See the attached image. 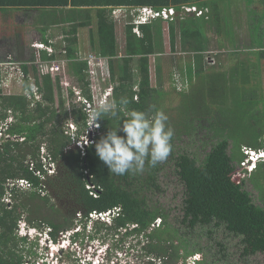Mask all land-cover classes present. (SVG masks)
<instances>
[{"label": "trees", "instance_id": "16d2710c", "mask_svg": "<svg viewBox=\"0 0 264 264\" xmlns=\"http://www.w3.org/2000/svg\"><path fill=\"white\" fill-rule=\"evenodd\" d=\"M197 2L93 0L95 7H77L71 15L60 16V23H66L60 25L61 51L46 38L41 43L52 52L40 49L26 61L8 59L18 62L22 92L3 93L0 89V264L38 263L34 249L38 244L18 233L21 223L46 234L54 243L63 232H69L72 242H77L92 223L88 238L104 235L121 242L136 238L147 264L156 260L186 264V253L174 238L166 211L151 202V196L160 191L158 174L166 160L155 167L146 163L141 173L115 175L95 154L94 142L122 124L110 115L97 121L99 127L88 123L87 113L97 106L90 88L91 66L80 53L79 32L83 28L88 31L95 57L106 59L110 100L127 98L130 109L148 114L162 110L173 130L172 147L182 136L199 140L203 130L209 138L217 139L213 142L208 138L210 146L202 158L187 152L175 155L171 147L170 156L184 190L179 223L190 229L222 226L240 238L243 257L264 255V207L253 202L244 189L241 171L234 165V161L244 162L245 151H264V89L253 69L247 72L237 65L223 71L204 69L209 42L203 31L209 22L217 33L222 28L219 17L209 11L201 17L181 15L182 5L201 7ZM111 5L154 10L172 7L176 15L167 22L157 17L133 23L129 15L114 16L116 7H107ZM118 23L124 28L120 56ZM163 23L167 24L170 51L175 52L178 39L182 51L193 53L192 60L176 63V70L167 71L171 88L180 96L178 106L168 110L158 99L164 92L151 83L149 61L151 55L163 51ZM236 41L232 39V43ZM14 46L21 48L17 41ZM247 47L249 55L254 53L253 67L259 69L264 58L263 40L249 39ZM55 61L62 67L59 72L49 69ZM241 65L245 67L244 62ZM65 66L75 78L73 85H67L66 97L62 94ZM161 67L156 66L159 84ZM76 95L91 102V109L76 101ZM118 135L124 134L118 131ZM249 173L250 180L264 189V158L258 159Z\"/></svg>", "mask_w": 264, "mask_h": 264}, {"label": "rangeland", "instance_id": "374dc122", "mask_svg": "<svg viewBox=\"0 0 264 264\" xmlns=\"http://www.w3.org/2000/svg\"><path fill=\"white\" fill-rule=\"evenodd\" d=\"M261 13L263 12H260V14L257 13L258 15L251 14L253 16L249 15L246 17L248 18V22H244L245 24H243L240 29L242 32H236V34L234 31L238 30L239 26L233 19L232 23L226 24L227 28L231 26L232 31L234 30L231 32L232 34H229V31L223 32L221 23L219 25L222 29L220 33L217 34L216 28L213 26L212 22L208 23V26L203 31L207 42H209L207 47L208 50L204 53V69L207 67V72L228 70L230 68L232 69V67L235 68V65L242 70L246 69L247 72H253L251 69L257 71L256 68L253 67L256 61L253 56L254 53L249 55L247 51V45L249 43L248 35L244 33L243 30L251 25L250 37L262 39L264 43V13ZM121 21L122 20H120V23ZM120 23H118L116 27L118 56L121 55L124 44V28L122 26L123 24L119 25ZM163 28V51L160 54L151 55L149 61L151 64V83L158 90L164 92V94L161 95L162 98L158 96V99L163 109L168 110L178 106L180 103V96L178 92L173 91L171 88L173 84L167 79V71L176 70L178 67L176 63L183 65V63H185L184 61L192 60L193 53L182 51L178 39L176 41L175 52L172 53L169 47L166 23H163ZM236 37L237 44L236 42L232 43V39ZM53 41L55 42L54 44L57 45V50H59L60 48L58 47L62 42V38L54 39ZM79 42L82 56L86 57L90 53L93 54L92 51L94 50L90 46L86 28L80 30ZM6 46H9V43H0V60H7L9 58L16 60V58H19L22 61H26L30 59V54L33 52V48L25 49L24 47L13 50L12 44H10L9 49L4 50ZM2 51L4 52L2 53ZM20 52H22V55H19ZM7 54H12L13 56H8ZM248 56L249 60L247 61ZM207 61H209L208 64L206 63ZM260 61L259 70H261V73L259 71L257 72L259 73L257 78L259 77L258 80H261V85L264 89V59H260ZM242 62L245 63L244 68L241 67ZM99 63V65L97 62L95 65H92L90 71V88L96 106L102 104L106 100L111 101L112 92V86L108 78L109 73L106 66V59L99 60ZM157 64L162 66L160 84L158 83L156 71ZM8 70L10 72L1 70V91L3 93H21V76L15 73V71L11 72V69ZM61 70L62 67L58 64L57 72ZM63 70L66 73V77L63 78L64 82L62 86L65 89L62 90V94L66 97L67 85H73L75 78L68 72V67L66 68L65 66ZM239 81L241 82L240 78ZM178 87L181 89V86ZM76 90H74L75 94L78 93ZM76 101H81V103L84 102L80 95H76ZM173 114L177 115L178 112L175 111ZM203 131L204 132H200V138L197 141H193L190 137L182 136L180 141L174 142L172 149L175 155L177 152H187L193 153L197 158H202L205 151L209 149L210 141H217L216 138H209L206 131ZM204 133L206 135H203ZM204 141H206L205 144H203ZM234 165H236L238 171H241L240 176L243 177L245 181L244 189L249 192L253 202L256 205L264 207V196H262L264 189H259V187L250 180L249 168L251 167H248L246 159L240 164L234 161ZM244 168L247 169L246 172L242 170ZM158 184L160 186V191L155 192L151 196V202L166 211V221L171 228L173 227L175 230L174 238L181 242L182 250H180L186 253V264H264V255L261 253L243 257L241 254L242 248L240 238L233 236L222 226L215 227L211 224L205 227L196 226L190 229L179 223L184 190L175 172L174 159L170 155L167 157L163 168L158 174ZM76 228L74 230H77ZM92 228V223H88L85 228V236L82 237L83 235H80L77 242H72L69 232L61 233L58 243L51 242L48 240L46 234H39L37 230L27 228L23 223L19 225L18 233L20 235H27L29 239L38 244L34 248L37 251V264H42L44 261L45 264H147L146 258L142 256L143 252L140 250V246L137 245L136 238L128 237L125 241L121 242L119 238L98 235V237L91 239L87 237V234L91 232ZM154 264L162 263L156 260Z\"/></svg>", "mask_w": 264, "mask_h": 264}, {"label": "clouds", "instance_id": "9594fccd", "mask_svg": "<svg viewBox=\"0 0 264 264\" xmlns=\"http://www.w3.org/2000/svg\"><path fill=\"white\" fill-rule=\"evenodd\" d=\"M33 44L30 49L33 48L35 51ZM128 105L129 100L124 97L120 98L119 102L115 99L106 100L87 113L88 123L95 127H99L97 123L99 119L108 115L118 118L122 124L111 128L94 142L96 156L108 171L115 175L141 173L146 163L155 167L167 159L172 147L173 130L167 125L168 117L162 110L148 114L130 109ZM121 113L122 116L119 115ZM118 131L124 135H118ZM245 153L250 170L254 168L258 159L264 158L263 150H248Z\"/></svg>", "mask_w": 264, "mask_h": 264}, {"label": "crops", "instance_id": "0c3cea01", "mask_svg": "<svg viewBox=\"0 0 264 264\" xmlns=\"http://www.w3.org/2000/svg\"><path fill=\"white\" fill-rule=\"evenodd\" d=\"M196 1L202 4L201 7L208 8L210 14L217 15L219 17L218 22L222 24L223 32L229 31V34H232L231 32L234 30L232 31L231 26L227 28L225 25L232 23V19L239 26V29L234 31L236 34V32L241 33L242 25L245 24L244 22H248L246 17L251 14L264 13L262 10L264 9V0ZM92 3L93 0H0V43H9V46H6L4 50L9 49L10 44L15 50L14 43L16 41L21 47L28 49L32 47V43H40L42 39L62 38L60 37L62 36L60 25L66 23H60V16L62 14L64 16L71 15V11L77 7H95L92 6ZM243 32L248 35V39H256L250 37L251 25L247 26ZM7 55L12 56V54Z\"/></svg>", "mask_w": 264, "mask_h": 264}, {"label": "built area", "instance_id": "2783aa9c", "mask_svg": "<svg viewBox=\"0 0 264 264\" xmlns=\"http://www.w3.org/2000/svg\"><path fill=\"white\" fill-rule=\"evenodd\" d=\"M206 12H208V8L198 7L196 5H182L181 11H180L181 15L182 14L183 15L192 14L196 17H201V16L205 15ZM113 14L116 17H118V16L125 17V16L129 15V17L132 18L133 23H141V22L147 21L148 19L157 18V17H161L162 19L165 20V22H167V21H172L176 15L175 10L172 7L162 8L161 10H154L150 7H135V8L116 7L113 10ZM33 46L36 50L46 49L49 53L53 51L50 47H47L42 43H34ZM82 59H84V60L86 59L88 61V64L92 67V65H95L96 62L99 65L100 64L99 60H102L105 58H96L94 54L90 53L86 57L83 56ZM58 64H59L58 61L51 63L49 69L57 71L58 70ZM8 69H11V72L15 71V73L22 76L18 62H16V61L11 62L8 59L7 60H0V72H1V70L5 71V72L6 71L10 72ZM0 82H1V80H0ZM83 100H84L86 108L91 109V107H92L91 102H89L88 100H85V99H83ZM103 215H105V214H103Z\"/></svg>", "mask_w": 264, "mask_h": 264}, {"label": "flooded vegetation", "instance_id": "af4514ba", "mask_svg": "<svg viewBox=\"0 0 264 264\" xmlns=\"http://www.w3.org/2000/svg\"><path fill=\"white\" fill-rule=\"evenodd\" d=\"M263 59H264V58H263ZM256 70H257V71H255V72H258V70H259V69H258V68H256Z\"/></svg>", "mask_w": 264, "mask_h": 264}]
</instances>
